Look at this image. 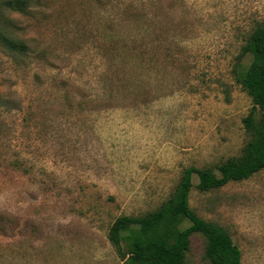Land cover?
<instances>
[{
  "label": "rangeland",
  "instance_id": "1",
  "mask_svg": "<svg viewBox=\"0 0 264 264\" xmlns=\"http://www.w3.org/2000/svg\"><path fill=\"white\" fill-rule=\"evenodd\" d=\"M16 17L32 51L0 44V264H126L117 217L242 154L253 102L235 69L264 0H42ZM192 182L193 210L264 264V169ZM204 249L193 233L187 264H212Z\"/></svg>",
  "mask_w": 264,
  "mask_h": 264
},
{
  "label": "trees",
  "instance_id": "2",
  "mask_svg": "<svg viewBox=\"0 0 264 264\" xmlns=\"http://www.w3.org/2000/svg\"><path fill=\"white\" fill-rule=\"evenodd\" d=\"M41 4L42 0H0V44L16 59L32 51L31 39L18 33L22 26L16 16L31 15ZM247 54L251 61L243 66L241 60ZM235 71L253 102L243 118L250 138L242 154L221 162L217 171L185 168L173 194L157 208L117 217L108 238L126 264H187L195 232L205 237L204 255L212 264H242V252L227 229L199 216L190 205L189 195L194 174L198 177L197 188L210 191L264 169V22L255 26L242 46Z\"/></svg>",
  "mask_w": 264,
  "mask_h": 264
}]
</instances>
